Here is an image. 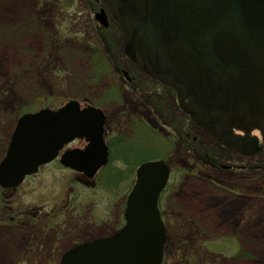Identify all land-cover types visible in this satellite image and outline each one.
I'll use <instances>...</instances> for the list:
<instances>
[{
    "label": "rangeland",
    "instance_id": "rangeland-1",
    "mask_svg": "<svg viewBox=\"0 0 264 264\" xmlns=\"http://www.w3.org/2000/svg\"><path fill=\"white\" fill-rule=\"evenodd\" d=\"M98 7L94 0H0V160L18 115L70 98L101 107L112 139L110 160L93 187L54 161L6 189L5 197L0 193V264H46L47 258L56 264L72 242L111 233L123 223L135 166L161 156L171 166L159 203L169 232L163 264H264V147L241 158L249 165L241 172L246 197L210 184L237 181L204 163L203 154L225 164L238 157L194 125L172 93L131 65L119 46L97 51L94 27L108 43L120 38L111 18L105 29L93 21ZM115 66L137 76L138 88L151 92L150 105L118 79ZM181 133L196 137L195 154L179 141ZM109 171L120 174L109 181Z\"/></svg>",
    "mask_w": 264,
    "mask_h": 264
},
{
    "label": "water",
    "instance_id": "water-1",
    "mask_svg": "<svg viewBox=\"0 0 264 264\" xmlns=\"http://www.w3.org/2000/svg\"><path fill=\"white\" fill-rule=\"evenodd\" d=\"M107 1L122 27L125 53L173 87L191 119L221 144L254 153L250 130L258 128L264 140V0ZM95 18L107 25L102 9ZM104 121L100 108H80L75 99L23 113L0 161V185L17 186L74 137H83L85 148L64 151L60 161L91 178L108 158ZM233 122L246 126L244 136L232 133ZM168 175L164 159L140 163L124 224L75 244L59 264H161L165 227L157 198Z\"/></svg>",
    "mask_w": 264,
    "mask_h": 264
},
{
    "label": "flooded vegetation",
    "instance_id": "flooded-vegetation-1",
    "mask_svg": "<svg viewBox=\"0 0 264 264\" xmlns=\"http://www.w3.org/2000/svg\"><path fill=\"white\" fill-rule=\"evenodd\" d=\"M89 1H92V0H89ZM94 3L95 4H98L99 6H101V5H103L102 7L106 10V11H108V6H107V2L105 1V0H95L94 1ZM108 14V13H107ZM112 19V18H111ZM112 21L113 22H115L113 19H112ZM116 23V22H115ZM111 25V24H110ZM118 25V24H117ZM118 28H119V30H120V27H119V25H118ZM120 34H121V36H122V33L120 32ZM121 46H122V50H123V38L121 37ZM123 54H124V52H123ZM124 57L126 58V60L127 61H129L130 63H131V65H133L134 67H136L137 69H139V67L134 63V62H132V60H130V58L129 57H127L125 54H124ZM115 74L117 75V77H118V79L119 80H121L123 83H125L126 85H128L132 90H133V92L134 93H136L137 91H138V95L137 96H139L141 93H143V94H145L147 97H145V101H144V103L145 104H147V105H150L151 104V93L149 92V91H143V90H141V89H139L138 88V84H137V82L139 81L138 80V78H137V76H135V75H132V76H130V73H129V71H127L126 69H124V68H122V67H118V66H115ZM127 72V74L129 75V77H128V75L127 76H125V74H124V72ZM139 71L141 72V73H143L140 69H139ZM128 77V78H127ZM152 80V79H151ZM153 82H155V83H158L159 85H162L160 82H158V81H156V80H152ZM168 88V87H167ZM171 92H172V97L174 98V103L176 104V107L183 113V114H185L184 112H183V110L180 108V106L178 105V103H177V100H176V94H175V92H174V90L172 91V88H168ZM143 94H141V95H143ZM144 96V95H143ZM144 99V98H143ZM81 102H82V100H80ZM83 103V102H82ZM186 115V114H185ZM233 126H232V128H233V132L235 133V134H242L243 133V131L244 130H246V126L245 125H243V126H241L239 123H236V122H233V124H232ZM200 129V128H199ZM253 129V128H252ZM106 130H107V133H106V135H105V142H106V144H107V148H108V152H109V155H110V153L112 152V150H111V148H112V143H111V127L109 126V124H108V120H107V122H106ZM203 131V130H202ZM252 131V130H251ZM251 134H254V135H256L257 137H258V145H259V149H258V151L256 152V154H258V153H260L261 152V149H262V147H264V142H262V140H261V134H260V132H257L256 130H254V131H252L251 132ZM186 136V140L188 141V142H190L188 145H189V147H191V149H192V151H194L193 150V147H192V143H193V141H195L196 140V137L195 136H192V137H188V134H185ZM209 136H210V134H208ZM182 136H180V138H181ZM212 137V136H211ZM191 138V139H190ZM213 139H215V138H213ZM190 140V141H189ZM116 141V143L118 142L117 141V139L115 140ZM114 142V141H113ZM85 142L82 140V139H74V140H72L70 143H68L65 147H69V148H82L85 144H84ZM222 146V145H221ZM222 147H224V148H226V149H229L231 152H234L235 154V156H237L238 157V160H239V163H237L235 160H232V162H230V163H221V162H219V161H217V162H212L211 163V167L213 168V169H216L217 171H219L222 175H224L225 177H227V178H229V179H231V180H235V181H237L235 184H232V185H229V184H227V183H225V182H223V181H219V180H217V179H214L213 181H210V184H212L215 188H218V189H221V190H223V191H227V192H229V193H231V194H233V195H235V196H240L241 198L242 197H246L247 195H246V193H245V189H246V186H245V184L244 183H241L242 181H241V179H243V180H245V176L244 175H242L241 174V172L243 171V169L245 168V165H246V163L244 162V163H241V160L242 159H246L247 157H255V155L256 154H254V155H251V156H248V155H245V154H242L243 152H241V150H237V149H232V148H229V147H225V146H222ZM243 151V150H242ZM194 154H195V151H194ZM231 158H233V157H231ZM231 158H229L228 157V159H231ZM242 158V159H241ZM53 161H57L59 164H60V162H59V159H54ZM233 161H235V162H233ZM63 169H67V170H69V171H72L74 174H75V178L76 179H78L80 182H82V183H84V184H87V185H91V186H93L94 184H95V181H93V180H88L86 177H85V175L83 174V173H81V172H77V171H73V170H71V169H69V168H66V167H63ZM6 189H9V190H13L14 188H1L0 189V193H1V195L2 196H6L5 195V193H7V191H5ZM9 193V192H8ZM259 196H262V197H264V194L262 193L261 195H259ZM161 198V197H160ZM159 203H160V200H159ZM161 210H163V209H161ZM162 213V216L164 217L165 216V211H161ZM169 212L172 214L173 212L171 211V209L169 210ZM26 219H27V222L25 221V224H30V223H32V221H34V219H35V216H34V213L33 214H31L30 216H28V217H26ZM165 219V218H164ZM241 220V218H239V221ZM19 223L21 224V223H24V221L23 220H21V221H18V223L17 224H15V225H19ZM6 224H9L10 225V223H6ZM29 226V225H28ZM78 242V241H77ZM74 243H76V241L75 242H72V244H74ZM71 244V245H72ZM70 245V246H71ZM28 249L27 250H29L28 252H30V249H31V246L29 247H27ZM65 250V249H64ZM64 250H62V251H64ZM62 251L60 252V253H62ZM54 258H52V260H50L49 258H47L46 259V264H49V262L50 261H52V262H54ZM58 260H59V258H58ZM168 260V259H167ZM166 263H167V261H166ZM56 264H58V261H57V263Z\"/></svg>",
    "mask_w": 264,
    "mask_h": 264
},
{
    "label": "trees",
    "instance_id": "trees-1",
    "mask_svg": "<svg viewBox=\"0 0 264 264\" xmlns=\"http://www.w3.org/2000/svg\"><path fill=\"white\" fill-rule=\"evenodd\" d=\"M99 40L100 41H102L103 39H101L100 37H99ZM98 50H99V48H98ZM126 164L128 165V162H126ZM247 167H249V166H247ZM128 169H129V167H128ZM127 169V170H128ZM118 174H120V172H118V173H115V172H110L109 171V173H108V178H109V181L111 180L112 181V178L110 179V176H112V177H115L116 178V175H118ZM122 178V176H119V179H121Z\"/></svg>",
    "mask_w": 264,
    "mask_h": 264
}]
</instances>
